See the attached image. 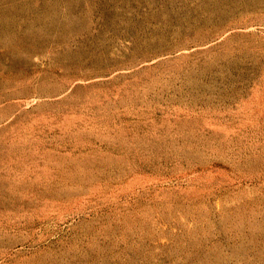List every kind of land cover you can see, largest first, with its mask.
Masks as SVG:
<instances>
[{
	"label": "rangeland",
	"instance_id": "374dc122",
	"mask_svg": "<svg viewBox=\"0 0 264 264\" xmlns=\"http://www.w3.org/2000/svg\"><path fill=\"white\" fill-rule=\"evenodd\" d=\"M0 264H264V0H0Z\"/></svg>",
	"mask_w": 264,
	"mask_h": 264
}]
</instances>
